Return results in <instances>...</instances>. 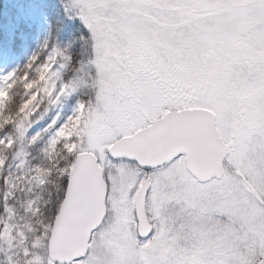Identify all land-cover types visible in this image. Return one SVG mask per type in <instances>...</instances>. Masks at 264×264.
I'll return each instance as SVG.
<instances>
[{
	"label": "snow or ice",
	"instance_id": "obj_1",
	"mask_svg": "<svg viewBox=\"0 0 264 264\" xmlns=\"http://www.w3.org/2000/svg\"><path fill=\"white\" fill-rule=\"evenodd\" d=\"M20 5L0 26V264H264V0Z\"/></svg>",
	"mask_w": 264,
	"mask_h": 264
},
{
	"label": "rangeland",
	"instance_id": "obj_2",
	"mask_svg": "<svg viewBox=\"0 0 264 264\" xmlns=\"http://www.w3.org/2000/svg\"><path fill=\"white\" fill-rule=\"evenodd\" d=\"M20 0H14L9 2L6 6L4 14L6 15V23L4 28L17 24L20 17ZM17 7L16 11H13ZM23 27V26H22ZM25 31L28 32V38L26 41L22 42L18 47V61L15 67L22 68L27 61L31 58L33 54L38 52L45 44V41L49 39L50 32L48 26L45 24L41 18L35 25L31 28L24 27Z\"/></svg>",
	"mask_w": 264,
	"mask_h": 264
},
{
	"label": "trees",
	"instance_id": "obj_3",
	"mask_svg": "<svg viewBox=\"0 0 264 264\" xmlns=\"http://www.w3.org/2000/svg\"><path fill=\"white\" fill-rule=\"evenodd\" d=\"M12 1L14 0H0V26L4 27V24L6 23V15L4 14V12L6 10V6L9 4V2H12ZM15 9L17 10V7H15L12 10L16 11Z\"/></svg>",
	"mask_w": 264,
	"mask_h": 264
}]
</instances>
